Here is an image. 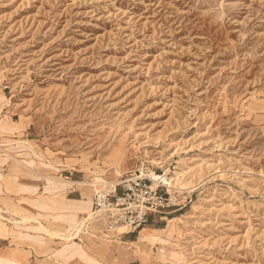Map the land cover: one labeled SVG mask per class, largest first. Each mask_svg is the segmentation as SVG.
<instances>
[{"label": "rangeland", "instance_id": "obj_1", "mask_svg": "<svg viewBox=\"0 0 264 264\" xmlns=\"http://www.w3.org/2000/svg\"><path fill=\"white\" fill-rule=\"evenodd\" d=\"M6 105L0 134L92 194L95 175L171 180L145 228L179 218L173 237L121 238L128 264H264V0H0Z\"/></svg>", "mask_w": 264, "mask_h": 264}, {"label": "crops", "instance_id": "obj_2", "mask_svg": "<svg viewBox=\"0 0 264 264\" xmlns=\"http://www.w3.org/2000/svg\"><path fill=\"white\" fill-rule=\"evenodd\" d=\"M6 108L0 106V117L6 115ZM15 131L0 134V206L5 209L0 208V264H128L130 258L135 260L134 248L131 253L101 236L87 237L83 228L74 234L86 210L92 208V191L82 183L85 175L72 177L65 156H42L30 145L22 147L27 144L14 138ZM62 180L72 182L62 188L56 182ZM55 233L71 240H61ZM132 235L123 234L120 240Z\"/></svg>", "mask_w": 264, "mask_h": 264}, {"label": "built area", "instance_id": "obj_3", "mask_svg": "<svg viewBox=\"0 0 264 264\" xmlns=\"http://www.w3.org/2000/svg\"><path fill=\"white\" fill-rule=\"evenodd\" d=\"M163 177L156 171H149L123 177L112 185L92 183L90 219L101 225L98 231L101 237L120 240L123 234L138 233L151 217L172 209L174 203L170 199L174 196Z\"/></svg>", "mask_w": 264, "mask_h": 264}, {"label": "bare ground", "instance_id": "obj_4", "mask_svg": "<svg viewBox=\"0 0 264 264\" xmlns=\"http://www.w3.org/2000/svg\"><path fill=\"white\" fill-rule=\"evenodd\" d=\"M22 142V140L20 141ZM28 142V141H27ZM26 142V143H27ZM118 151V150H117ZM116 151V152H117ZM118 153V152H117ZM120 154V153H119ZM90 172V171H89ZM97 172V171H95ZM167 172V170L165 171ZM100 174V172H99ZM166 174V173H165ZM222 175V174H221ZM96 176V179L100 180V181H103V182H94V183H100V184H106V182H104V180L102 178L99 177V175H95ZM55 178V177H54ZM165 183L167 185L170 186V183H171V180L168 179V177H163ZM48 180V179H47ZM55 180V179H53ZM53 182V181H52ZM56 182H59V183H63L64 185H69L70 182L72 181H65V180H62V181H56ZM85 184V182H82ZM80 182V184H82ZM113 183V182H112ZM109 184V183H108ZM196 186V185H195ZM188 189V188H187ZM184 216V215H183ZM84 218L81 219V221L79 222V224L77 226H75V230H76V233H74L75 235L78 234V232L81 230V228L84 226L85 222L90 219L92 217V214H91V211L89 210H86V214L85 216H83ZM179 218H172V219H167V225L165 226L164 229H154V228H142L138 233L137 235L134 237L135 240H138V241H144L146 240L147 242H150V243H155L157 240H158V237H157V233L159 232H163L165 233V237L167 239H170L173 237L174 233H175V224H176V221H178ZM44 231H46V229L43 228ZM52 235H55V236H58L59 238H61V240H71V237H67L65 235H60V234H52ZM99 236V235H98ZM97 238V237H96ZM162 238V237H161ZM105 242H114V244H118V245H121V246H125L126 249H128L131 253L134 251L132 248H133V245L136 243V241H129V242H126L124 243V241H120V240H111V239H104ZM93 241V240H92ZM108 242V243H109ZM103 243V242H102ZM139 243V242H138ZM95 244V242H94ZM107 244V243H106ZM101 245V244H100ZM87 248V247H86ZM104 248V247H103ZM102 248V249H103ZM142 248V247H141ZM104 250V249H103ZM163 250V249H161ZM146 251V250H145ZM106 252V251H105ZM112 252V251H111ZM165 252V251H164ZM87 253V251H86ZM109 253V252H108ZM114 253V252H113ZM108 256V255H107ZM141 257V256H140ZM136 259V258H135ZM108 260V259H107ZM122 260V259H120Z\"/></svg>", "mask_w": 264, "mask_h": 264}]
</instances>
